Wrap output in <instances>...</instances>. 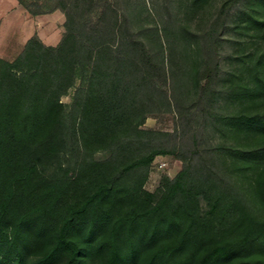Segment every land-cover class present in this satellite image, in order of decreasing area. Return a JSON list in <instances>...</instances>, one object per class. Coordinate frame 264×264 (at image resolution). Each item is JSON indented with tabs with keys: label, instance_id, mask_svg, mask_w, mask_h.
<instances>
[{
	"label": "trees",
	"instance_id": "trees-1",
	"mask_svg": "<svg viewBox=\"0 0 264 264\" xmlns=\"http://www.w3.org/2000/svg\"><path fill=\"white\" fill-rule=\"evenodd\" d=\"M17 1L32 16L59 8L65 31L0 57V264H264V142L247 144L264 138V110L223 109L264 96V52L238 72L222 66L238 27L226 5L258 28L264 0H224L188 70L174 54L185 30L171 40L156 27L148 42L136 25L147 0ZM166 107L173 132L143 126ZM168 153L181 169L145 190Z\"/></svg>",
	"mask_w": 264,
	"mask_h": 264
},
{
	"label": "rangeland",
	"instance_id": "rangeland-1",
	"mask_svg": "<svg viewBox=\"0 0 264 264\" xmlns=\"http://www.w3.org/2000/svg\"><path fill=\"white\" fill-rule=\"evenodd\" d=\"M223 2L224 0H200L198 2L193 0H147V11L140 17L137 15L135 22L138 27L144 25L148 28L145 36L148 42L157 40L156 27L162 30L159 31L161 37H164L165 27L168 34L167 37L171 38V40L177 36L178 30H185L183 36L186 37V42L183 43L180 48L178 47L179 49H177L174 54L178 63H181L184 66L183 68L188 70L195 61L199 60L201 55V39L199 34L208 29ZM14 4V0H0V23H2L0 26V57L8 60L13 59L17 55L22 49L27 35H30L31 31L36 28L34 26L32 27L33 24L30 21L33 16L27 11L22 14ZM52 4L53 3L47 2L44 7L48 8ZM237 6L238 7H230V5H226V8L229 9L227 21L232 22V26L238 25V27L227 32L230 41L224 43L222 54V66L225 71L231 70L233 73L243 69L245 64L250 66L256 56L264 52V23L257 28L252 22H246L242 13L243 6L240 4ZM257 14L261 19L264 18L263 8L260 9ZM40 15L43 16L44 14ZM246 23L251 24H248L247 27ZM46 24V20H43L42 23L39 24L41 33L44 37L52 36L56 31L49 30ZM57 40L58 36L49 40V43L55 44ZM182 84L185 89H187V86L190 84V77L184 74L179 76L176 85H181L182 87ZM184 87L182 88L184 89ZM73 91L74 88H71L68 93L61 98L65 104L70 103ZM223 105L225 106L223 109L226 112L263 111L264 96L257 97L253 100L238 99L232 101L228 99L223 102ZM143 126L155 130L173 132L177 128V114L173 108L166 107L150 115ZM222 138L226 137L222 136ZM243 141L245 144V140ZM262 142H264V138H260L258 141L252 138L247 141V144L253 146ZM106 154L107 152L100 151L97 153V156L104 157ZM60 159H62V161L65 160L64 156L60 157ZM160 160L166 162L165 167L160 168L158 166V161ZM181 165V159L174 154L168 153L156 156L150 166L149 174L143 188L149 192H158L163 177L173 178L181 169ZM55 170H57L56 165L53 164L46 167L44 172L50 174ZM200 206L202 211L207 209L203 201H201ZM260 211L264 217V207H262ZM37 255L38 254L29 255L24 264H31ZM86 263L101 264V260L86 259ZM55 264H61V262ZM135 264L140 263L138 262Z\"/></svg>",
	"mask_w": 264,
	"mask_h": 264
},
{
	"label": "crops",
	"instance_id": "crops-1",
	"mask_svg": "<svg viewBox=\"0 0 264 264\" xmlns=\"http://www.w3.org/2000/svg\"><path fill=\"white\" fill-rule=\"evenodd\" d=\"M14 3H15L14 5H16V7L21 11L22 14H23V12H26V9L17 0H14ZM43 20L47 21L46 25H47L49 30H53V31L55 30L56 31L53 33L52 36L44 37V35H42L39 24L42 23ZM30 21L33 24L32 27L34 26L36 28H34L31 31L30 35H27L26 40L33 35H37V37L43 43H45L47 45H56L60 41V39H61V37L65 31V28H64L65 15L59 8H56L50 12L44 13L43 16L42 15H35V16L31 17ZM1 25H2V23H0V26ZM56 36H58L57 42L55 44L49 43V40H52Z\"/></svg>",
	"mask_w": 264,
	"mask_h": 264
},
{
	"label": "built area",
	"instance_id": "built-area-1",
	"mask_svg": "<svg viewBox=\"0 0 264 264\" xmlns=\"http://www.w3.org/2000/svg\"><path fill=\"white\" fill-rule=\"evenodd\" d=\"M158 166H159L160 168H163V167H165V166H166V162H165V161H162V160H160V161H158Z\"/></svg>",
	"mask_w": 264,
	"mask_h": 264
}]
</instances>
